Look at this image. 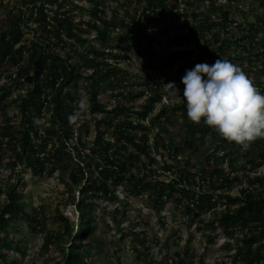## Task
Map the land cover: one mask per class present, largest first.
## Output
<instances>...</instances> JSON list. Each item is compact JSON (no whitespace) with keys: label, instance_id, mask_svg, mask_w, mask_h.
<instances>
[{"label":"trees","instance_id":"obj_1","mask_svg":"<svg viewBox=\"0 0 264 264\" xmlns=\"http://www.w3.org/2000/svg\"><path fill=\"white\" fill-rule=\"evenodd\" d=\"M4 1L0 0V81L5 80L0 86V164L9 177L0 189L5 198L0 204V264H15L10 259L22 253L13 236L20 223L32 232L43 227L39 211L21 200L22 173L26 171L32 178L52 177L57 172L68 176L66 191L79 220L73 229L62 219L65 234L58 232L43 244L44 250L53 244L62 255L54 264H90V246L96 243L88 242L95 229V201H118L119 188L144 196L158 215L173 204L190 228L208 231L207 244L224 240V248L233 252V264H264V175H252L264 166V138L242 149L203 122H191L184 100L155 112L165 94L164 84L174 82L178 87L181 82L180 77L167 74L175 64L186 74L199 63L228 59L264 94V43H254L264 32V21L258 19L246 28L227 9L220 7L210 15L195 8L189 12L179 8L183 0H88L87 21L75 20L67 7L69 0H13L9 9ZM210 1L213 5L214 0ZM226 1L228 5L233 2ZM254 1L264 8V0ZM110 3L115 7L109 9ZM184 3L192 7V3ZM188 16L191 25L185 23ZM91 32L99 48L88 45L84 34ZM157 32L175 47L190 44L191 36L198 38L196 46L200 39L202 45L196 55L194 50L176 49L160 54L155 52ZM26 34H31L29 39ZM207 46L215 51H205ZM130 53L143 59L141 67L146 71L141 83H128L130 73L117 63L128 61ZM87 70L89 75H85ZM80 85L85 87L89 121L95 130L89 148L78 133L89 135L87 121L80 125L69 122L81 98L76 93ZM18 89H24V94L9 100ZM105 92L114 100L110 109L99 101ZM144 97L136 110L126 105L128 100ZM10 103L15 106L12 115L7 114ZM171 114L180 119L177 139L166 128ZM206 145L213 146L210 152L202 150ZM153 153L160 161L166 154L174 165H161ZM166 173L172 177L161 179ZM236 185L238 195L232 196L230 191ZM207 212L211 214L206 220ZM117 213L112 210V219L123 231ZM135 226L130 221L131 244L142 248L134 247L135 260L163 264L150 259L147 241L138 237ZM181 238L174 231L169 239L177 247ZM191 251L184 247L185 264H194Z\"/></svg>","mask_w":264,"mask_h":264},{"label":"rangeland","instance_id":"obj_2","mask_svg":"<svg viewBox=\"0 0 264 264\" xmlns=\"http://www.w3.org/2000/svg\"><path fill=\"white\" fill-rule=\"evenodd\" d=\"M125 1V0H121ZM184 1L192 3L190 8ZM210 0H183L179 4L180 9H188V11H194V8L198 12H204V14H212L219 10L220 7L230 11L231 17L237 23H243L245 27L250 23L256 22V20L261 19L264 21V8L257 6V2L254 0H233L231 4L228 5L226 0H214L213 5ZM6 8L9 9L13 7V0H5ZM90 3L88 0H69L67 7L71 9L72 15L76 21H87L90 19L89 9ZM115 7V4L110 3L109 9ZM5 15V13H3ZM106 16H110V10L106 12ZM191 18L185 20L187 25H191ZM181 21L178 22L181 25ZM160 31V30H159ZM186 33V31H185ZM264 32H260L254 39V43L260 45L264 43ZM173 33H171L172 35ZM114 36L116 33L113 34ZM31 34H26L25 39H29ZM84 37L89 40L88 45H92L95 48H99V43L96 39L94 32L84 34ZM155 52L164 53L169 50H194V55L198 54V49L202 45V40H199V45H195V38L191 36V43L186 46L175 47L173 44L169 43L166 36H162L160 33H155ZM205 51L212 53L215 51V47L207 46ZM130 59L128 61H117L119 66L126 69L131 77L128 83H141L145 71L141 65L143 59L136 57L134 53L129 54ZM112 60H110L111 62ZM211 65L210 63L206 62ZM90 71H85V75H89ZM168 76L171 78L180 77L182 78L185 74L180 73L178 65L175 64L172 69L168 70ZM5 83V80L0 81V86ZM29 84V83H28ZM25 87H27V85ZM180 96L169 97L165 93L160 102L155 107V112H157L162 106L171 107L173 104H177L183 100L184 85L180 82L178 84ZM25 89V88H24ZM24 89L14 90L11 99L19 94H24ZM141 88H135L137 91ZM108 90V89H106ZM164 92V91H163ZM76 93L79 96L87 99V93L85 91L84 85H80L76 89ZM144 98L138 99L135 102L128 100L126 105L136 110L139 103L142 102ZM99 101L103 104L106 109H110L114 105V100L110 98L109 92H105L100 95ZM130 108V109H131ZM15 112V106L10 103L7 108V114L12 115ZM46 114V118H48ZM99 116V115H98ZM134 117V116H133ZM132 117V118H133ZM171 121L166 126L167 132L177 139L180 136V119L177 114L170 115ZM87 121L89 135L84 136V132H78L81 137H85L87 147L92 145L95 130L94 124L90 120L89 114L81 118L77 125L82 124ZM165 135V133H163ZM109 138V137H108ZM175 139V141H176ZM152 141V140H150ZM213 148L212 145H206V149L202 148L204 152H210ZM162 150H160L161 152ZM186 155V153H184ZM153 156L160 161V157L153 153ZM197 160V159H196ZM165 162L169 165H174V162L167 158L166 154L159 162L161 165ZM241 175V174H240ZM252 175H264V166L259 168ZM23 181L21 183V200L27 207L36 209L41 214L43 219V227L32 232L30 227L25 223H20L18 230L14 233V238L17 239L18 245L21 249V254H15L12 256L10 261L15 264H54L59 260L62 255L55 249L53 244H48L47 249H43V244L46 239H53V236L58 232H63L64 220H67L69 228L75 229L79 214L75 213V208L69 203V198L71 195L66 191V183L68 182L67 174H61L60 172L55 173L52 177H36L32 178L30 174L26 171L22 173ZM9 177V172L0 164V189H4L7 184ZM168 173L163 175L161 179L166 180L171 178ZM244 180V179H243ZM206 186V185H205ZM242 186L246 187L247 184L245 180L242 182ZM239 186L236 185L230 191V195H238ZM75 194V198H77ZM116 196L119 199L111 203L104 204L102 202L95 201L93 212H92V225L95 227L91 237L88 242L96 241L95 244L90 246V264H142L135 260L134 247L142 251L141 246L134 243L131 244V234H130V221H134L136 226L135 231L138 233V237L145 239L147 241L146 246L149 247L148 254L150 259L156 262L162 261L163 264H185L187 259L182 255L184 247L188 246L194 255V264H233L231 262L230 255L233 252H228L224 248V240L217 239L213 244L206 243V236L208 231L199 232L196 230L195 226L190 228L185 219L175 211L174 205L170 204L163 208L160 215H158L152 208L151 203L146 200L144 196H134L128 194L124 188H119L116 191ZM5 201L4 195H0V204ZM117 209V221L119 226L123 231H119L117 224L112 219V210ZM217 209H222L221 206H217ZM126 213L123 216V213ZM211 214V213H210ZM209 212L204 214V218L207 220L210 216ZM165 224L162 225L161 223ZM174 231H179L182 237L177 241V247L172 243L173 241L169 238L173 235ZM64 233V232H63ZM219 233V232H218ZM65 234V233H64ZM52 237V238H51ZM65 237V235H64ZM168 240L166 246L165 242ZM86 242V243H88ZM90 245V244H89ZM118 250V251H117Z\"/></svg>","mask_w":264,"mask_h":264},{"label":"clouds","instance_id":"obj_3","mask_svg":"<svg viewBox=\"0 0 264 264\" xmlns=\"http://www.w3.org/2000/svg\"><path fill=\"white\" fill-rule=\"evenodd\" d=\"M181 83L191 122H203L245 150L257 138H264V94L239 65L220 57L211 65L199 63L186 71ZM163 91L169 97L180 96L174 82L164 84ZM89 107L88 100L81 97L69 122H78Z\"/></svg>","mask_w":264,"mask_h":264},{"label":"built area","instance_id":"obj_4","mask_svg":"<svg viewBox=\"0 0 264 264\" xmlns=\"http://www.w3.org/2000/svg\"><path fill=\"white\" fill-rule=\"evenodd\" d=\"M76 135V134H75Z\"/></svg>","mask_w":264,"mask_h":264}]
</instances>
